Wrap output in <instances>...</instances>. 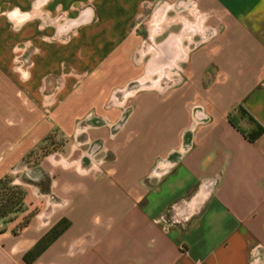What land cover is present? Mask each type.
Masks as SVG:
<instances>
[{"label":"crops","instance_id":"crops-1","mask_svg":"<svg viewBox=\"0 0 264 264\" xmlns=\"http://www.w3.org/2000/svg\"><path fill=\"white\" fill-rule=\"evenodd\" d=\"M151 1L95 0L93 8L80 11L85 0H0V181L21 163L27 175L37 173L24 182L30 187L25 202L44 199L18 233L11 220L0 232V264H27L23 253L62 217L69 227L30 264H254L255 255H263L264 133L250 141L230 114L242 105L264 126V0L165 1L169 8L151 19V27L173 22L182 28L165 39L180 35L177 44L172 37L153 56L166 69L178 51L174 74L185 61L184 75L160 98L136 96L133 113L114 133L115 160L90 175L84 156L68 161L77 149L71 145L58 158L53 153L34 167L22 164L53 130L85 134L86 142L112 138L88 121L92 115L118 118L106 103L115 89L139 77L126 44L139 10ZM205 12L220 15L217 32L190 48L186 41L195 32L207 35ZM69 23L76 26L64 40ZM21 44L32 60L24 82L14 67ZM48 83L58 88L57 102L43 113L37 104L51 103ZM22 89L27 106L18 97ZM11 116L23 125L1 124ZM239 124L252 126L248 116ZM58 166L55 177H70L73 168L77 185L85 187L62 198L64 204L53 200L54 175L46 182L42 177L44 167ZM160 216L173 223L165 228Z\"/></svg>","mask_w":264,"mask_h":264},{"label":"rangeland","instance_id":"rangeland-1","mask_svg":"<svg viewBox=\"0 0 264 264\" xmlns=\"http://www.w3.org/2000/svg\"><path fill=\"white\" fill-rule=\"evenodd\" d=\"M95 0H85L84 4H81L80 11L83 9H86L88 7L93 8ZM163 0H152L149 2V4H146L141 7L139 10V14L134 19L133 23L131 24L129 28V38L130 42L126 44L129 49V55H132L134 61L138 66V72L139 77L135 80H132L129 82L126 86L117 88L114 90L113 95L110 96L111 99L109 102L106 103V105L111 106L112 109L117 110V116L118 118L108 119L105 117H102L101 115H92L89 122V125L93 126L95 129H105L106 132L111 131V139L110 144L107 142L105 143L102 138H93L91 141L86 142L85 141V134L78 136V138L73 137V135H62L59 134L56 131L49 132L46 134L40 141L35 145V147L27 152L22 160V164L25 162L28 167H34L36 164H38L41 160L46 161V157L50 156L51 154H55V158L59 157V153L66 154L70 148L71 145L76 146L77 149H75L74 154L71 158H69L68 161L76 159L77 155L84 156L82 159L83 168L86 170L90 169V175H96L100 169L105 166L107 163L112 162L116 158V153H118V150H116L119 146L117 141L119 139L118 133L114 135L116 131H119L122 124L127 119L128 115L133 113L134 107H135V100L136 96L139 94H145V93H153L156 94L157 97H162L166 90H168L169 86L174 85V82H177L179 79L182 78V75H184V67H185V61L181 62V66L179 68L180 74H174V65L167 66L165 69L164 65L161 66L163 63L158 58L161 53V48L166 47V41L165 39L168 37V35L173 31H180L182 28V24H174L173 22L166 24L161 23L160 26H157L156 28L151 27V19H157V17L162 14V11L164 8L168 9V5H163ZM182 0H168L170 3L179 2ZM194 2H197L196 0H193ZM169 11V17H173L176 14L175 10H168ZM186 13V12H185ZM82 18V17H81ZM62 22L64 20H61ZM205 21L207 23V35L197 33L195 32L193 34V40L191 42L186 41V43L190 46V48H193L194 46L202 43L208 42L217 32L218 24L220 22V15L216 14L215 12H205ZM71 24V27L69 26H63L64 30V36L63 39L66 40L68 37V33L70 31L74 30L75 23H69ZM151 31H154L153 36H151ZM20 48L17 49L16 55H21V58L23 57L26 59L27 63H31L30 57L25 53V50L22 47V44L19 46ZM154 50H157L159 52V56H157V53L155 57L153 56ZM32 66V64H31ZM30 66V68H31ZM30 70V69H29ZM73 73L74 70H71ZM20 78L22 82L29 79L30 76L26 80H23V78L20 77V74L15 71ZM30 74V72H29ZM141 77H144V81L140 83L139 79ZM48 92L51 96V103L49 105L43 104V101L37 104V106L41 107L43 109V113L50 112L52 107L57 102L56 93L58 91V88L56 86H51L48 83ZM135 90V91H134ZM46 93V92H45ZM19 100L23 106H27L29 96H27V93L24 89H22L21 94H19ZM105 99L108 100V95L105 96ZM144 106L146 108L151 105V99L144 98L143 100ZM234 116H236L239 120L240 113L238 111L234 112ZM244 117V116H243ZM238 120V121H239ZM1 124L5 125H15V126H21L23 125V119H17L11 116V121L9 122L8 119L1 120ZM127 125V124H126ZM12 129V127H11ZM94 130V129H93ZM109 130V131H108ZM15 138V135L11 134V153L13 152V140ZM110 138V137H109ZM114 143V146L112 144ZM80 153V154H79ZM25 159V160H24ZM13 162V159L11 160V164ZM21 163L16 166L11 167V174L6 175L2 179V183L0 184V196H4L3 194L5 192L11 191V195L16 196L18 198L17 203L14 205H11L7 209H12L11 211L4 212V215L0 217V229L7 227V222L11 220V231L13 233H18V231L27 224L29 219L31 217H34V214L40 210V208L43 207V198L33 199L32 204L29 205V203L25 202V193L28 189H30L29 186L25 185L24 182L30 181L29 175L31 174L32 178L35 177V174H37L35 171H29V175L24 173V171L20 170ZM102 165V166H101ZM50 166V165H49ZM98 166V168H97ZM54 171H49L50 168L44 167L43 169V180L45 182L47 180L51 181L54 175V178L57 180V182L53 186V191L57 192V197H55L53 200L57 202L58 204H64L66 201L63 199H68V197L71 196L72 192L84 190L85 187L81 185H77L76 177L79 176L75 172L73 168H69V171L67 172L70 177L65 178H57L55 177L59 175L60 167H55ZM75 171V172H74ZM11 179V184H9V180ZM11 187V188H10ZM54 196L53 194H51ZM3 201L0 200V207L3 208L1 205ZM31 206V209L30 207ZM18 208V209H15ZM62 207H66L63 205H58L56 208L58 210H61ZM1 210V209H0ZM21 213V211L23 212ZM51 224V222H50ZM50 224L46 225L45 228L50 226ZM53 225V224H52ZM51 225V226H52ZM50 226V227H51ZM49 227V228H50ZM48 230V229H47ZM46 230V231H47ZM45 231V232H46ZM44 232V233H45ZM43 233V234H44ZM264 260V253L261 255V259L257 264H261Z\"/></svg>","mask_w":264,"mask_h":264},{"label":"trees","instance_id":"trees-1","mask_svg":"<svg viewBox=\"0 0 264 264\" xmlns=\"http://www.w3.org/2000/svg\"><path fill=\"white\" fill-rule=\"evenodd\" d=\"M240 113V117L248 116L250 121L252 122V126L250 129L245 130L239 124V119L234 116V113L230 114V121L240 129L244 135L250 140L255 141L258 137H260L264 133V126L258 122L242 105H240L237 109ZM2 183V179L0 184ZM11 188V187H10ZM4 196H0V200L2 202V207H0V217L4 215V212L11 211L12 209H7L11 205L17 203L16 196L11 195V191L5 192ZM15 209H18L15 207ZM6 210V211H5ZM71 224L70 220L66 217L60 218L57 222H55L44 234H42L35 243L28 248L22 255V259L25 263L30 264L59 236L63 231H65L69 225ZM3 229H0V232Z\"/></svg>","mask_w":264,"mask_h":264},{"label":"built area","instance_id":"built-area-1","mask_svg":"<svg viewBox=\"0 0 264 264\" xmlns=\"http://www.w3.org/2000/svg\"><path fill=\"white\" fill-rule=\"evenodd\" d=\"M165 1L167 0H163L162 2L164 3ZM32 63H27L26 62V59H24L23 57L21 58V55H16L15 56V64H14V67H15V71H17L19 74H20V77L23 78V80H26L28 78V76L30 75L29 72H30V66H31ZM28 71V76L27 77H23L22 76V71ZM159 221H161L164 225L165 228H168L169 225L171 223H173V220L172 219H169V218H164L163 216H160L158 218ZM175 222V220H174ZM261 259V255H255L254 257V264H257V262H259Z\"/></svg>","mask_w":264,"mask_h":264},{"label":"bare ground","instance_id":"bare-ground-1","mask_svg":"<svg viewBox=\"0 0 264 264\" xmlns=\"http://www.w3.org/2000/svg\"><path fill=\"white\" fill-rule=\"evenodd\" d=\"M172 37H174V43L177 44V39L180 37V35H177V34H174L173 36L171 35V37L169 39L166 40V43H168ZM176 46V45H175ZM163 48V47H162ZM177 49V48H176ZM178 50V49H177ZM181 54L178 53V51H175V54H174V66H175V61L177 58H180Z\"/></svg>","mask_w":264,"mask_h":264}]
</instances>
